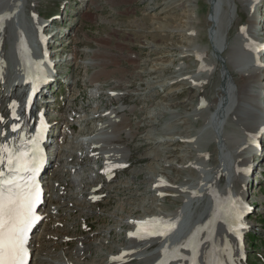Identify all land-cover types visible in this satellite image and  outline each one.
I'll list each match as a JSON object with an SVG mask.
<instances>
[{"label": "rangeland", "instance_id": "374dc122", "mask_svg": "<svg viewBox=\"0 0 264 264\" xmlns=\"http://www.w3.org/2000/svg\"><path fill=\"white\" fill-rule=\"evenodd\" d=\"M19 2L0 0V7L6 6L9 8L8 12L11 11V17L5 21L6 29L1 21L0 30V43L3 40L0 58L5 56L2 71L7 73L1 75L6 76L0 82V112L1 108L8 107V101L12 98L7 97L5 93L17 88L15 92L22 96L23 91V87L13 86L20 79L15 71L13 16H16L18 24L31 36L35 28L32 17L39 18L38 11L47 16L56 14L53 21H58L57 26L61 27L65 37L62 41L70 54L63 57L68 61H64L59 67L61 78L58 77L56 87L54 82L47 91L52 93L49 97H58L57 106H54L50 113L54 118L53 123H57L56 127L60 131L59 133L54 127L55 136L59 134V138L51 139L53 142L50 149L53 163L64 157H69L66 161L63 160L64 164L77 160L75 163H66V167L59 163H47L49 165L45 174L51 172V177L56 178L59 183L45 178L50 190L46 213L50 216L47 215L46 222L38 234L39 238L33 247L35 259L31 264L64 263L67 260L66 255L76 264H109L113 254L111 251L118 254L123 252L121 248L126 247L132 254L126 262L116 264H152L153 260L155 261L152 258L156 252L158 255L161 246L156 243L153 247H150V244L147 246L146 240L133 241L127 236L129 229L126 228L133 226L131 229H135V225L128 223L133 222L134 217L146 218L148 214L160 216L163 212L168 213H164L161 218L155 217V220L162 221L163 216L166 218L172 215L170 212L182 205L186 212H183L181 207L180 214H186V222L192 223L201 214L204 215L207 207L212 204L211 201L215 200V192L210 197L211 189L223 188L227 183L220 160L223 156L224 162L230 158L229 160H233L230 164L237 166L235 179L229 183L230 186L235 187L236 193H243V199L247 197V200L254 203L251 205V215L243 218L245 223L254 225L247 234L245 233L244 240L249 254L247 261L249 264H264V171L263 177H259L260 170L256 168L257 178L253 176L254 168L264 160V152L258 156L251 145L247 146V149L237 151L255 157L248 166L246 177L242 178L240 168L243 159L239 157L241 153L236 155V158L231 157L224 152L226 150L223 147V144L228 147V141L225 139L226 132L231 130L232 118L239 120L240 114L241 118L245 119L242 121L244 127L249 128L250 121L253 120L248 118L250 115L246 111L264 103V74L259 80L254 77L255 71L258 72L256 69H245L243 74L238 73L236 65L234 66L236 62L231 56V51L241 48V42L252 35L257 38L248 47L250 51L254 50V43L261 42L264 46V21H260L258 31L253 33L252 29L256 12L264 19V0ZM69 31L72 35L66 37ZM221 39L222 42L218 41ZM61 62L62 60L59 61ZM253 79L255 82H252ZM4 80L6 82H3ZM240 97L246 98L247 102L240 101ZM219 106H222L223 117L221 112L218 113ZM243 107L247 108L239 113ZM99 109L101 110L97 113ZM105 112L108 115L103 114ZM95 113L97 114L94 115ZM214 113L218 114L219 130L211 124ZM4 114L7 117L6 113H0V118H5ZM96 117L100 122H96L99 120L95 119ZM120 122L127 123L128 126L121 128ZM76 124L81 125L75 128ZM96 128H101L98 130L99 135H95ZM65 130L69 132L68 137L65 136L66 133L61 135ZM85 133H91L95 140L91 144H96L104 157L108 155L107 148H120L119 152L111 153L110 158H116L115 166L123 165L115 169L117 172H114V166L110 165L113 171L109 173L111 180L104 181V185L99 179L96 184L89 185L84 182L85 180L89 183L86 177L96 178L94 174H97L98 169L95 168V163L101 161L100 152L95 145L89 146L93 150L92 155L83 153L75 156L86 143L87 137H83ZM262 138L263 142H258ZM257 142L259 147H264V129L259 132ZM54 149L57 151L55 154ZM72 152L75 154L70 157ZM81 159L94 163L84 162L80 166L78 160ZM99 174L103 175L102 172ZM204 180L208 182L210 191H206L205 186H200ZM190 184L195 185L196 190L193 193H190ZM167 185L176 186L177 191H172ZM62 186L64 189H70L66 192ZM96 186L102 191L96 192ZM242 187L249 188L245 189L247 195L245 190L237 191ZM105 195V199L101 200ZM91 208L93 212L83 213L92 210ZM174 216L177 218L179 215ZM61 218L64 225L70 223L68 232L57 226L56 222ZM205 219L193 225V228H188L190 236H193L194 232L201 234L202 232H197L198 228L203 231L207 228ZM80 223L82 226L85 224V227L80 228ZM248 223L245 232L250 229ZM177 224L174 225L176 229L179 222ZM186 226L190 225L187 223ZM71 235L81 236L76 240V245L81 247L65 251L63 244L55 243L50 246V251L55 253H48L45 245ZM187 239L188 237H185L184 242ZM221 242L223 243L218 240L215 243L216 248L220 249L218 254L229 260L230 257L226 258L223 247H220ZM66 246L73 247L74 242H67ZM182 247H185L184 244ZM213 249L215 251V248ZM237 252L235 251V254ZM205 253L209 256L211 251L206 250ZM108 257L109 261L106 262ZM182 259L179 258L175 264H187L188 257L186 261Z\"/></svg>", "mask_w": 264, "mask_h": 264}, {"label": "bare ground", "instance_id": "6f19581e", "mask_svg": "<svg viewBox=\"0 0 264 264\" xmlns=\"http://www.w3.org/2000/svg\"><path fill=\"white\" fill-rule=\"evenodd\" d=\"M7 4V3H6ZM16 5V4H15ZM3 8L2 7H0V10H2ZM8 10H9V8H7V10L5 11L6 13H7V15H6V21H7V18L8 17H11L10 16V12H8ZM0 15L2 16V14H1V12H0ZM1 16H0V18H1ZM4 19H0V21H3ZM0 25H1V23H0ZM192 25V24H191ZM191 27V26H190ZM193 27H195V25L193 26ZM226 27V26H225ZM196 28V27H195ZM227 28V27H226ZM5 29H6V26H5ZM22 37H24V35L22 36ZM218 41H220V42H222V39L221 40H218ZM257 42V41H256ZM258 43V44H257ZM257 43H254L252 46L254 47V50L253 51H260V50H262L263 48H264V46L262 45V43L260 42H257ZM3 48V47H2ZM235 48H233V50H234ZM16 52H17V48H16ZM250 52V49H248V46L246 47V48H244V49H241V48H237V49H235L234 51H231V56L234 58V61L236 62L235 64H234V66L236 65V69H237V72L239 73L240 72V74H243V72L245 71V70H238V65L239 66H241V64H240V62H242V59H240V57L241 56H247V53H249ZM17 56H18V59L20 60L19 62H20V64L22 63H24L25 61H29V59L28 58H26V57H24V58H22V56H19L18 54H17ZM235 69V70H236ZM257 70V69H256ZM255 73H256V76H254L256 79H258L259 78V80H260V78L262 77V75L261 74H259L258 72H256L255 71ZM1 75H3V74H1ZM1 75H0V82H1V80H3V79H5L4 78V76H6V75H4L3 77H1ZM253 75V74H252ZM57 77V78H56ZM58 77H59V75H55L52 79H50V80H48V81H46V82H44L43 84H40V85H38V88H36V90H35V92H36V94L34 95V97H33V101H32V104H31V106L29 107V108H27L26 109V112H24V113H27V111L31 114V115H34V114H36V108H34V103H35V101H36V98H37V96L38 95H41L42 97L44 96L45 97V100L44 99H42L43 101H42V104H44V103H47V105L49 106L50 105V103L48 102L49 100H50V98H49V100H48V98L47 97H49L50 95H52V93L51 92H47L48 90H49V87L50 86H52L53 85V83H54V86L56 87V83L58 82L57 80H58ZM245 77V76H244ZM99 78V77H98ZM246 78V77H245ZM24 79L25 78H20L19 79V82H17V83H15V85L14 86H20V87H23V82H24ZM3 82H6V80H4ZM252 82H255V79H253V81ZM10 84H11V81H10ZM1 85V84H0ZM11 86L12 85H10L9 87L11 88ZM54 86L51 88L52 90L54 89ZM11 94H13V91H11ZM11 94H7V93H5V95H8L7 97H12V95ZM11 95V96H10ZM77 98V97H76ZM241 98V97H240ZM240 101H242V100H246V102H247V99L246 98H241V99H239ZM221 101V100H220ZM56 104V103H55ZM225 104V103H224ZM219 105H222V104H219ZM246 106V105H245ZM9 104H8V107L7 108H1V114H3V113H6L7 114V117L5 118V120H0V130H3V127L10 121V119H11V117L8 115V110H9ZM248 107V106H247ZM247 107H243V108H241L240 109V111H239V113H241L242 112V110L243 109H246ZM240 108V107H239ZM257 108H260L261 109V106L259 107V105H256L255 106V108H249L247 111H246V113H248L250 116H248V118L250 119V120H253V121H250L251 123V125L253 124V126H249V128H246V127H244V125H243V122L242 121H244L245 119H244V117H242L241 118V115L239 114V120H235V118L233 119L232 117V122H230L231 124H232V127H231V130H229L228 132H226L227 133V136H226V141H228V149L229 150H231L232 151V153H231V157L232 156H235V158H236V155H238L239 156V154L241 153V156H239L240 158H242L243 160H242V162L244 163V174L246 175V173H247V169H248V166H249V164L251 165V161L255 158H252L253 157V155H251V154H249V155H243L244 153L243 152H237V151H240V150H242L241 148H240V145L242 144V143H245V142H248V147H249V145H251V147H257L256 146V142H257V138H258V134H259V132L262 130V129H264V124L262 123L261 125L257 122V124H255L254 125V119H257V115H258V111L259 110H256ZM214 110V109H213ZM223 111V109H222V106H219V111H218V113L219 112H221L220 114H222V111ZM24 115V114H23ZM101 116V115H100ZM23 117V116H22ZM221 117H223V115H221ZM45 118H47V116H45ZM241 118V119H240ZM244 119V120H243ZM229 120V119H228ZM120 123H122V122H120ZM126 125H127V123H122L121 124V128L122 127H126ZM230 125V124H229ZM128 126V125H127ZM71 128V127H70ZM120 128V127H119ZM247 130H246V129ZM225 133V134H226ZM55 136V133H54V127H51V125L49 124L48 125V127H47V130H46V134H45V136H44V144L46 143H49V142H51V137H48V136ZM225 141V142H226ZM250 151V150H249ZM246 153V152H245ZM243 155V156H242ZM254 156H256L255 154H254ZM208 157V156H207ZM223 158V157H222ZM227 158V157H226ZM225 158V159H226ZM230 159V158H229ZM96 161H97V159H95ZM239 160V159H238ZM227 162V161H226ZM225 162V163H226ZM41 163L44 165V167H43V174H45V171H47V169H48V165L49 164H47L48 162H46L45 163V161H44V157L42 158V160H41ZM124 168V167H123ZM252 168V167H251ZM111 173H113V171L112 170H110V174ZM115 177V176H114ZM200 177H201V175H200ZM245 180V179H244ZM190 182V181H189ZM197 184V183H196ZM166 185V184H165ZM171 185V184H170ZM170 185H167L166 187H171L170 189L172 190V191H177V187L176 186H170ZM236 186H237V183H236ZM160 187V186H159ZM225 188V192H223L222 190H218V189H214L215 190V200H213V201H211V205H209L210 207L208 208L207 207V210H206V212L204 213V215L205 216H210L208 219H205V220H207V224L205 223V226L206 225H208V227L207 228H204V232H202L201 234H203L202 236H201V239H204L207 235L208 236H211L210 237V239H208V245L207 246H209L210 244H212V238H214L215 236H216V234L218 235V234H222L225 238L226 237H229V245H230V252L228 253L229 254V257H230V259L228 260V262H229V264L231 263V264H238L239 263V259H241L240 258V256L238 255V249H237V245H236V240H235V238L233 237V235L231 234V232L230 231H232L233 232V234H234V236L238 239V241H241V239H242V237L243 236H245V229L248 227V225H247V223H245L244 221H243V218L245 217V216H243V211H245L248 207V205L247 204H243V206L242 207H240V208H237L236 207V203H235V200L233 199V196H234V194H235V187L232 185V186H225L224 187ZM160 190V189H159ZM166 190H167V188H166ZM218 190V191H217ZM237 190V189H236ZM163 191V190H162ZM170 191V190H169ZM179 191V190H178ZM238 191V190H237ZM167 192V191H166ZM165 192V193H166ZM243 194V193H242ZM244 197V196H243ZM180 208L181 207H179V208H177V209H174V210H172L170 213H172V215H169V216H166V218H164V216H163V220L164 219H168V226H164V225H162L160 222V220L159 219H157V221H159V222H157L156 223V225H157V227L159 228V229H162L161 231H157V232H148V233H141V230L143 231V225H141L142 223H143V221L139 224V232L138 233H133V234H131L132 236L134 235V237H131V239L134 241V240H139V241H141L142 242V240H146V243H147V246L150 244V245H152L153 246V244H155V243H159L160 244V246H162L163 245V242L162 241H164L166 238H167V236L169 235V234H171L173 231L175 232L176 230H174V229H176V227L174 226V225H178L177 223H176V221H177V218H174V220H173V217H174V215L175 214H177V215H180ZM39 211H42V207H40L39 208ZM227 211H229V214H227L226 212ZM45 211L43 210V212L42 213H44ZM53 212V211H52ZM213 214H214V216H215V219L213 218ZM216 214L218 215V219H216ZM201 215H203V214H201ZM203 215V216H204ZM144 219V218H143ZM140 220V219H139ZM172 220L174 221V222H172ZM205 222V221H204ZM128 224H134L135 225V227L137 226V224H138V221H135L134 222V220H133V222H129ZM212 224H215L216 226H217V228H216V230L214 231V233H210L211 231H212V228H211V226H212ZM236 225H239L238 227L236 226ZM204 226V227H205ZM236 226V227H235ZM142 228V229H141ZM133 230V229H132ZM193 232V231H192ZM161 233H163V234H161ZM168 233V234H167ZM138 234H142V235H138ZM194 234H195V232H194ZM201 234H199V235H201ZM145 236H147V237H145ZM153 237H155V238H157V239H152ZM190 237V236H189ZM188 237V238H189ZM151 238V239H150ZM160 238V239H159ZM148 240V241H147ZM153 240V241H152ZM150 241H152V243H150ZM210 242V243H209ZM216 242H213V244H212V248H215V249H217L216 248V244H215ZM223 243H224V241H223ZM205 244V243H204ZM203 245V244H202ZM202 245L200 246V249H199V245H194L195 246V249H196V251L195 252H193V249H192V247H189V248H186V247H182V249H181V251L183 252L184 251V253H187L186 255V258H183L182 260L183 261H186V259H187V257H188V259H187V264H190L189 263V261H190V258H191V263L193 264V257H195V261H196V264H198V262H200L202 259H205L206 257H207V259H209V258H211V256L209 255V256H207V253H205L206 252V248L204 247H202ZM167 249V247H163V248H161L160 247V249L158 250V255H156L157 257H165V258H162L161 260H160V262H158L157 264H164V262H166V260L169 258V256H166V255H168V251L166 250ZM184 249V250H183ZM197 249H199V251L197 250ZM236 249V250H235ZM126 250L127 251H123V252H120V253H118L116 256H114V257H117V258H110V260H111V262L109 263V264H112V263H114V264H116V263H118V262H126L127 260H128V257H130L129 255L130 254H132V252L130 253V249H127L126 248ZM220 250V249H219ZM129 251V252H128ZM205 251V252H204ZM235 251L237 252V254H235ZM126 252H128L127 254H126ZM167 252V254L165 255V253ZM207 252H209V251H207ZM211 254V253H210ZM240 254V253H239ZM165 255V256H164ZM224 255V254H223ZM241 255V254H240ZM159 257V258H160ZM159 258H155V261H153V263L152 264H155V262H157V260L159 259ZM224 258H225V256H224ZM177 261H178V259L176 260V262L175 263H177ZM231 261V262H230ZM180 262V261H179ZM233 262H235V263H233ZM68 264V263H67ZM183 264H186V262L185 263H183Z\"/></svg>", "mask_w": 264, "mask_h": 264}, {"label": "snow or ice", "instance_id": "6c2138e0", "mask_svg": "<svg viewBox=\"0 0 264 264\" xmlns=\"http://www.w3.org/2000/svg\"><path fill=\"white\" fill-rule=\"evenodd\" d=\"M36 171L38 163L34 155L17 153L0 145V264H28L26 244L38 219L35 208L40 201V190L34 179ZM25 173H31V179ZM192 249L196 251L194 245ZM193 264H196L195 257Z\"/></svg>", "mask_w": 264, "mask_h": 264}]
</instances>
